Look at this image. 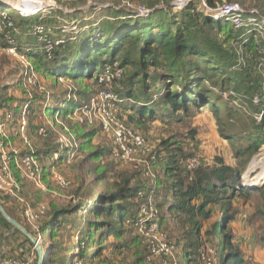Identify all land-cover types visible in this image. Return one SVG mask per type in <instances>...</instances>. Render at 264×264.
I'll return each mask as SVG.
<instances>
[{"label": "trees", "instance_id": "trees-1", "mask_svg": "<svg viewBox=\"0 0 264 264\" xmlns=\"http://www.w3.org/2000/svg\"><path fill=\"white\" fill-rule=\"evenodd\" d=\"M228 1L230 3L245 0ZM205 2L208 7H214L215 2L220 0ZM199 6L200 1L191 0L179 10L154 7L145 17H133V14L130 15L117 7H108L101 13L106 20L93 25L85 19L78 23V15L66 13L65 16L70 17L72 35L59 39L48 53L44 41L38 40L40 35H35L32 31L36 24H45L43 34L49 38L52 31L47 29V23H50L51 19H47L46 15L42 18L40 9L31 15L23 16L0 3V42L3 47L13 46L16 51L24 54L31 65L34 64L33 67L40 78L44 75L53 83L63 77L75 81L82 88L77 95L82 97L88 94L84 82L86 79L97 86L100 85L98 75L103 73L106 67L122 69L124 76L121 75L118 92L121 103L128 102L126 114L129 124L133 122L140 125L143 121H152L160 116L177 118L181 113L187 115L190 110L208 107L215 117L221 136L234 144L236 134L230 135L223 127L226 123L222 115L226 109H221L219 103L222 101L221 105L224 107L236 103L240 108L246 109L248 106L256 114L259 111L264 114V78L256 73L261 70L264 72V38L260 37L253 27L234 28L223 17L214 18L204 11V7L199 10ZM15 8L22 9L18 5ZM255 12L264 17L258 11ZM3 13H6V18ZM8 23H11V26ZM23 36H29L28 43H21ZM56 40L51 39L52 42ZM239 55L246 60L247 66L239 61ZM12 59L17 60L14 57ZM17 62L19 63L18 60ZM21 67L17 82L22 85V97H13L8 92L10 84H0V122L4 120L9 109L18 111L25 100L23 66ZM90 93L96 94L93 90ZM224 93L228 94V97L223 100ZM38 95L40 94L34 95L29 106V124L26 130L28 140L32 134L37 135L36 129L39 126H44L34 125L30 117L31 111L39 102L38 98H41ZM74 96L76 95L64 97L57 104L48 103L45 110L51 106V118L57 115L66 119L77 105ZM253 96H258L259 101L254 102ZM242 98L246 99L245 102ZM249 118L251 129L244 133L245 144L237 146L234 150L236 158H243L240 166L244 168L236 169L224 163L221 157H216L212 166H199L184 171L176 165L174 153L160 160L157 165L161 170L164 169V179L156 181V188H161L166 181L163 192L166 198L161 203H156L157 208H165V217H184L185 222L189 223L182 245L181 264H199L197 258L202 242V221L211 218L216 211L220 213L222 220L214 221L206 234L218 241L217 264H244L242 253L232 247L230 235L223 230L237 213L233 208V200L236 197L257 192L261 195L264 206V185L249 190L240 182L248 158L257 152L264 139V117L259 122L252 114ZM93 134L94 131H88L85 140ZM11 137L19 136L16 134ZM24 146L25 148L20 150L21 154L28 151L27 146ZM83 146L81 144L79 148ZM54 149L55 147H46L44 151L34 150L40 156L43 174L56 163L51 159ZM105 150L94 149L89 156L96 159L105 153ZM62 158L63 155H60V159ZM49 159L51 163L46 169L47 164L44 163ZM14 167L12 165L20 180L21 177ZM129 182V179H120L115 185L116 188L99 195L98 199H92L89 205L82 202L53 211L46 223V226L52 227H46L48 237L55 239L57 229L70 225L75 229L77 248L80 251L69 259L66 255L62 256L59 264L78 257L87 261L99 256L101 245L95 254L87 253L86 247L90 242L101 244L113 238L119 240L114 243V249L121 250L127 246V241L122 240L127 225H133L137 217V193L147 189L145 184ZM0 204L12 216L9 209L1 203V199ZM83 211L96 218L84 217ZM0 218L9 224L1 212ZM82 224V230L78 231L77 228ZM93 230L96 233L99 231V237L95 241ZM135 237L141 239L139 235L135 234ZM62 250L65 249L60 244L52 242V251L46 264H55L56 255ZM136 263L142 264L140 258Z\"/></svg>", "mask_w": 264, "mask_h": 264}, {"label": "rangeland", "instance_id": "rangeland-1", "mask_svg": "<svg viewBox=\"0 0 264 264\" xmlns=\"http://www.w3.org/2000/svg\"><path fill=\"white\" fill-rule=\"evenodd\" d=\"M4 1V3L11 1L14 9H17L15 7L18 5L23 10H27V6H30L32 1L41 3L40 13L43 14L42 18L46 15V17L48 16L47 19H51V22L47 23V29H51L52 34H49L50 37L48 38V35L42 36V33L36 30H33L32 33L35 35L40 34L38 40L43 41L44 37L50 40H61L72 35L71 25L69 23L70 17L68 18V16H65L66 13L78 15L76 19L78 23L85 19V21L91 23L90 25H93L94 23L106 20L102 17L101 13L108 7H117V9L123 10L130 15L133 14V17H145L154 7H170V9L177 10V6L181 3L185 5L189 0ZM197 1H200L199 10H201V7H203L201 6L202 2L201 0H194V2ZM223 2L229 1L220 0V2H215L214 5ZM234 2L239 3L247 11L253 9L264 16V0ZM142 7H144L146 12H143L145 10H142ZM41 25L45 30V24ZM78 29L80 31V28ZM28 38L29 36H23L21 43H28ZM3 46V43L0 42V84H10L8 92L13 97H22V85L17 82L19 72H21L22 68L21 64H19L17 60L12 59L13 57H10L11 55L7 52L8 46ZM243 60L245 59L239 55V61L245 63L243 65L247 66L246 60L245 62ZM256 73L264 78V72L262 70ZM121 75L124 76V70H122ZM121 75L118 78H114L111 84V90L119 99L118 89L122 78ZM39 81L45 86V93L47 94L38 95L41 98H38L37 101L39 102H37L38 104L35 106V109L31 111L30 117L34 125H44L47 132L43 137L32 134L29 141L36 151H44L43 149L46 147L60 149L57 143V132L60 131L59 124H54L55 129L51 124H48L47 121H53L54 117H50L52 113L51 106L48 107L46 111L45 105L48 103L57 104L59 101H62V98L72 97L74 94L76 95V104H87L88 100L95 95L93 94L94 92L90 93L91 90L97 93L103 88L101 85H93L90 80L86 79L84 82L88 89V94L82 97L77 95L79 89H82L81 86L77 85L76 82L71 79L63 77L53 83L50 78L48 79L44 75H41ZM227 97L228 94L224 93L222 99L224 100ZM252 98L253 101L255 99L257 102L259 101L258 96H253ZM242 100L245 102L246 99L242 98ZM219 104L221 109H226L222 115L224 123H226L223 127L229 131L230 135L236 134L234 144H231L228 138L221 136L215 122V117L208 107L190 110L191 112L187 115L181 113L177 118L160 116L155 120L143 121L140 125H136L133 122L129 124L127 121L126 110L128 102H120L117 108L119 118L140 133L144 137L147 146L150 148L146 153H137L135 155L136 161L133 163H124L110 155L112 141L110 137L101 130L99 120L88 123L81 122L77 119L58 118L73 134V137L69 138V140L70 143L73 142L76 146H74L71 153L68 154L69 159H67V157L64 158L65 155H67L64 151L63 158L57 160L51 167H49L51 163L50 159L44 163L47 164L46 169L49 168L42 176V188L38 187L30 179L21 177V201L0 194L1 203L9 209L12 214V216H10L15 219L27 233V235H25L17 227L11 223L6 224L0 218V259L6 257L9 248L13 243L17 242L29 247L30 253L28 259H31L30 264L37 263L38 250L42 251L43 257L44 254H46L43 263L46 264L47 257L52 251V242L54 241L65 249L56 255L57 262L55 264L61 263L62 256L64 255L69 259L73 254L79 253L80 251L77 248L78 242H76L77 238L74 227L66 225L64 228L56 230L57 236L55 239H50L48 237L46 227L49 226H46V223L49 221L50 215L58 208L73 206L82 202L89 205L92 199H98L99 195L109 193V191L116 188L115 185L119 183L122 178L129 179L130 184H145L147 189L149 188L155 191V197L153 198L154 203H158L159 201L161 203L166 198L163 194L166 181L161 188H156V181L159 182L164 179V169L162 168L161 170L157 165L160 160H164L170 153L176 154V165L179 169L184 171H188V169H186V163L191 157H198L201 166H212L214 165L215 158L221 157L224 163L236 169L244 168V166H240L243 158H236L234 150L237 146L245 144L244 133L251 129V119L249 118L251 114L252 116L254 115L259 122L262 120V117H264L263 111H259V113L256 114L253 112L252 108L248 106H246V109H243L236 103H231L227 107L221 105L222 101ZM91 130L94 131V134L89 139L85 140L87 132ZM85 141H88V143L86 144ZM12 142L19 149L25 148L23 141L20 140L19 137H12ZM81 144L84 145L83 148H79ZM94 149L106 150L100 157L92 159L89 155ZM262 151H264V139L257 152L248 158L245 170L240 178L241 185L244 184L245 187L249 186L243 181V175L247 171L252 159L258 156ZM146 163L151 167L153 176H143V168ZM53 168L55 171L62 173L69 180L68 187L60 188L54 183L51 179L50 171ZM176 173H178V171ZM256 173L257 171H254L250 173V175L253 176ZM257 184L258 185L254 186L260 188L263 187L264 182L262 184ZM260 198L261 195L257 192L243 197H236L233 200V208L237 213L235 214V218L226 224V229L223 230L224 233L230 235L232 247L238 249L242 253L244 264H264V206ZM42 207H45V213L40 215L38 213L39 209ZM27 211L29 215L26 214ZM159 213V219L162 217L159 226L156 230H147L145 236L147 239L153 240L154 244L167 243L170 247V253L164 255H155L151 253L150 243L148 241H143V238L140 236L137 229H135V226L128 224L127 231L122 240L127 241V246L125 248H121V250L114 249V243H117L119 240L113 238H109L101 244L90 242L89 246L86 247L87 253L95 254L97 248L99 249L101 245L100 247L102 250L99 256H94L87 261L78 257L64 264H137L136 261L139 258L142 264H181L180 259L183 258L181 256L182 245L185 242V235L189 229V223L185 222L184 217H177L174 215L165 217V208L159 209ZM30 214L38 216L34 220H31ZM83 214L84 217L90 219L96 218L94 215H89L86 211H83ZM221 220L220 213L216 211L211 218L202 221V227L200 229V240L202 242L198 250L199 257L197 258L199 264H217L216 260L219 255L218 241L214 237H209L206 232L210 230L214 221L220 222ZM83 225L84 224L78 227L77 230L81 231ZM49 228L52 227L50 226ZM92 233L94 234L93 241L97 240L99 231L96 233V231L93 230ZM135 234L139 235L141 239L135 237ZM69 247H71V250L67 249ZM68 250L70 251L68 252Z\"/></svg>", "mask_w": 264, "mask_h": 264}, {"label": "built area", "instance_id": "built-area-1", "mask_svg": "<svg viewBox=\"0 0 264 264\" xmlns=\"http://www.w3.org/2000/svg\"><path fill=\"white\" fill-rule=\"evenodd\" d=\"M190 1L191 0L187 1L185 5ZM201 2V6L205 8L204 11L210 16L214 18L223 17L234 28L253 27L258 35L264 38V17L257 14L255 10H249L250 14H248V11L236 2L216 3L214 7H208L204 0H201ZM2 4L23 16L31 15L40 9L31 7L32 12H28L22 9H14L11 1L8 3L3 2ZM183 4L184 3H181L177 6V10L183 8L185 6ZM142 10H145L144 7H142ZM143 12H146V10ZM3 16L6 18V13H3ZM8 25L11 26V23H8ZM33 30L42 33V36H44V32L42 31L44 29L41 24H36ZM43 41L48 53L52 50L53 44L59 42L58 40L52 42L45 37ZM7 52L16 58L23 66V86L26 95L19 110L15 111L14 109H9L5 114L4 120L0 122V193L21 201V183L15 175L12 165L15 166L14 168L17 173H19L20 177L30 179L38 187H43V166L40 161V156L35 153L28 140L26 130L29 124V106L34 95L47 93H45V86L39 81L38 72L31 65L29 59L24 54L16 51L13 46L8 47ZM121 73L122 69H112L109 66L106 67L104 72L99 74L97 78L98 83L103 89L92 96L87 104H77L69 113L68 118L88 123L99 120L101 130L109 136L112 141L111 155L124 163H133L136 161L135 155L137 153H146L150 148L147 146L144 137L122 121L117 114V108L119 107L121 99L111 90V84L112 80L120 77ZM75 98L74 96V99ZM254 102H257L256 99ZM58 118L59 117L55 115L53 121H47L53 128L54 124H59L60 127V131L57 132V143L60 149H54L52 151L51 159L53 162L59 160L60 155H63L64 151L67 154L64 158L67 157V159H69L68 154H70L71 150L76 146L73 142L70 143L69 140V138L73 137V134ZM36 132L37 135L43 137L46 135V127L39 126ZM16 134L28 148V151L23 154L20 153L21 149L12 142L11 136ZM199 166H201V162L198 157H191L186 163V169L188 170L195 169ZM143 176H153L151 167L148 163H146L143 168ZM51 179L60 188L69 186V180L62 173L55 171L54 168L51 170ZM154 192L155 191L149 188L138 191V213L136 219L133 221V225L143 238V241H148L150 243L151 253L155 255H164L171 252L167 243L154 244L153 240L147 239L145 236L147 230H156L159 226L160 213L153 200L155 197ZM43 213H45V207L40 208L38 214L42 215ZM26 214L29 215L28 211ZM37 216L38 215L30 214V219L34 220ZM30 262L31 259L19 260L9 256L0 259V264H30Z\"/></svg>", "mask_w": 264, "mask_h": 264}, {"label": "bare ground", "instance_id": "bare-ground-1", "mask_svg": "<svg viewBox=\"0 0 264 264\" xmlns=\"http://www.w3.org/2000/svg\"><path fill=\"white\" fill-rule=\"evenodd\" d=\"M26 11L32 12L31 6H27ZM254 171H257V173L254 174L253 176L250 175V173H252ZM242 179L245 183H247L249 185V186H247L248 188L253 187L254 185H258L257 183L262 184L264 182V151H262L258 156L254 157L252 159V161L250 162L249 167H248L247 171L244 173ZM45 257H46V254H44L43 259Z\"/></svg>", "mask_w": 264, "mask_h": 264}, {"label": "water", "instance_id": "water-1", "mask_svg": "<svg viewBox=\"0 0 264 264\" xmlns=\"http://www.w3.org/2000/svg\"><path fill=\"white\" fill-rule=\"evenodd\" d=\"M4 0H0V3H3ZM31 7L34 8H41V3H38L36 1H32L31 2ZM258 186H253V187H246L249 190H253L256 189ZM0 212L2 214V216L12 225H14L15 227H17L22 233H24L25 235H27L26 231L22 228V226L15 220L13 219L3 208V206L0 204ZM44 263V259H43V253L41 250H38V259H37V263L36 264H43Z\"/></svg>", "mask_w": 264, "mask_h": 264}, {"label": "crops", "instance_id": "crops-1", "mask_svg": "<svg viewBox=\"0 0 264 264\" xmlns=\"http://www.w3.org/2000/svg\"><path fill=\"white\" fill-rule=\"evenodd\" d=\"M29 247L25 244H19V242L17 243H13V245L9 248V252L7 254V256L9 257H13L15 259H19V260H26L29 257Z\"/></svg>", "mask_w": 264, "mask_h": 264}]
</instances>
